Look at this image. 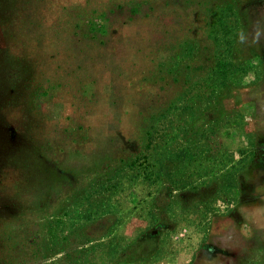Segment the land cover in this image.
I'll return each instance as SVG.
<instances>
[{
    "label": "rangeland",
    "instance_id": "obj_1",
    "mask_svg": "<svg viewBox=\"0 0 264 264\" xmlns=\"http://www.w3.org/2000/svg\"><path fill=\"white\" fill-rule=\"evenodd\" d=\"M0 264H264V0H0Z\"/></svg>",
    "mask_w": 264,
    "mask_h": 264
}]
</instances>
